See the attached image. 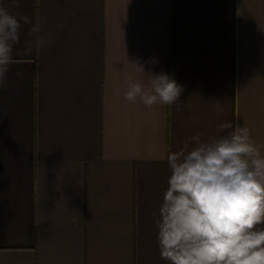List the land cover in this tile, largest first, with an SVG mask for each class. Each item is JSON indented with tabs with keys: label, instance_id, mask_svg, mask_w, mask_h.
Masks as SVG:
<instances>
[{
	"label": "crops",
	"instance_id": "obj_1",
	"mask_svg": "<svg viewBox=\"0 0 264 264\" xmlns=\"http://www.w3.org/2000/svg\"><path fill=\"white\" fill-rule=\"evenodd\" d=\"M0 5L32 20L0 89V264H169L155 223L168 154L224 122L264 154V0ZM149 72L183 86L182 108L124 99Z\"/></svg>",
	"mask_w": 264,
	"mask_h": 264
},
{
	"label": "clouds",
	"instance_id": "obj_2",
	"mask_svg": "<svg viewBox=\"0 0 264 264\" xmlns=\"http://www.w3.org/2000/svg\"><path fill=\"white\" fill-rule=\"evenodd\" d=\"M11 5L19 8L20 0ZM31 24L28 15L0 5V89L6 87L22 25ZM37 32L33 26L28 34ZM40 40L50 44L52 36ZM130 64L145 73L143 64ZM147 74V83L127 81L126 101L183 107L177 103L182 85L163 72ZM215 108L223 111L219 103ZM217 132L208 141L189 137L167 156L170 174L155 223L161 259L169 264H264V154L246 126L224 122Z\"/></svg>",
	"mask_w": 264,
	"mask_h": 264
}]
</instances>
